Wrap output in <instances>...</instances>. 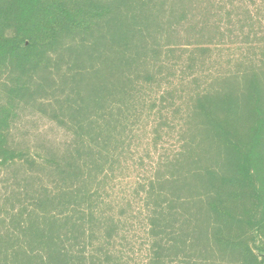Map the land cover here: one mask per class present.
<instances>
[{"label":"rangeland","instance_id":"374dc122","mask_svg":"<svg viewBox=\"0 0 264 264\" xmlns=\"http://www.w3.org/2000/svg\"><path fill=\"white\" fill-rule=\"evenodd\" d=\"M0 264H264V0H0Z\"/></svg>","mask_w":264,"mask_h":264}]
</instances>
